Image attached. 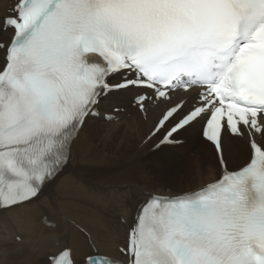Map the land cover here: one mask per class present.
Listing matches in <instances>:
<instances>
[{
    "label": "snow or ice",
    "instance_id": "1",
    "mask_svg": "<svg viewBox=\"0 0 264 264\" xmlns=\"http://www.w3.org/2000/svg\"><path fill=\"white\" fill-rule=\"evenodd\" d=\"M10 11L0 19L11 33L0 36V210L40 199L105 99L150 90L168 105L152 135L166 145L198 127L221 178L147 194L120 257L93 245L84 264H264V0H15ZM229 137L250 151L238 169ZM47 264H75L72 248Z\"/></svg>",
    "mask_w": 264,
    "mask_h": 264
},
{
    "label": "bare ground",
    "instance_id": "2",
    "mask_svg": "<svg viewBox=\"0 0 264 264\" xmlns=\"http://www.w3.org/2000/svg\"><path fill=\"white\" fill-rule=\"evenodd\" d=\"M9 1L0 0V19ZM9 35L0 32L5 38ZM138 93L135 89L121 91L102 102L104 110L125 105L126 111L117 113L116 121L107 122L103 116L87 121L68 167L38 201L0 211V264H47L48 255L65 244L73 249L76 264H81L94 252L90 239L100 254L120 257L118 248L126 241L127 224L147 194L176 195L218 179L215 149L201 139L198 127L181 135L187 138L181 146L152 151L158 137L142 145L168 105L160 103L144 119L131 106ZM225 143L232 167L249 158L245 141L229 137ZM79 226L89 231L90 238Z\"/></svg>",
    "mask_w": 264,
    "mask_h": 264
},
{
    "label": "rangeland",
    "instance_id": "3",
    "mask_svg": "<svg viewBox=\"0 0 264 264\" xmlns=\"http://www.w3.org/2000/svg\"><path fill=\"white\" fill-rule=\"evenodd\" d=\"M199 149H200L199 146H196V149H195V150H196L197 152L199 151ZM188 155H189L190 157H194V155H191L190 153H188ZM128 170H129V168H128ZM130 171H131V170H130ZM132 173L134 174L135 172L132 171ZM134 178H135V177H134ZM135 179H136V178H135ZM171 189H173V188H171ZM171 189H170V190H171ZM18 241H19V240H18Z\"/></svg>",
    "mask_w": 264,
    "mask_h": 264
}]
</instances>
